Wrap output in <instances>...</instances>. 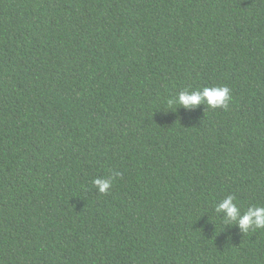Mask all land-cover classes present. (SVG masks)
<instances>
[{
  "label": "trees",
  "instance_id": "obj_1",
  "mask_svg": "<svg viewBox=\"0 0 264 264\" xmlns=\"http://www.w3.org/2000/svg\"><path fill=\"white\" fill-rule=\"evenodd\" d=\"M227 195L264 206V0H0V264H264Z\"/></svg>",
  "mask_w": 264,
  "mask_h": 264
},
{
  "label": "clouds",
  "instance_id": "obj_2",
  "mask_svg": "<svg viewBox=\"0 0 264 264\" xmlns=\"http://www.w3.org/2000/svg\"><path fill=\"white\" fill-rule=\"evenodd\" d=\"M232 100L231 90L228 86L204 87L203 89L190 90L184 89L173 98L170 103L179 104L180 107L190 109L199 105H206L211 109H227ZM112 184V178H96L93 186L99 193H105ZM215 211L222 214L224 225L234 224L239 227L241 232L249 229L264 228V206H249L246 211L236 203L233 195H227L215 206Z\"/></svg>",
  "mask_w": 264,
  "mask_h": 264
}]
</instances>
